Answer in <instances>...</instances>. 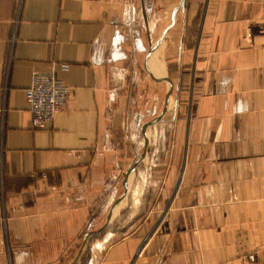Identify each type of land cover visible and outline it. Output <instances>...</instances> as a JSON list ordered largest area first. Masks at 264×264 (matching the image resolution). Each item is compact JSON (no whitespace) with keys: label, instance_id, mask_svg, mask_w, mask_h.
I'll use <instances>...</instances> for the list:
<instances>
[{"label":"crops","instance_id":"obj_1","mask_svg":"<svg viewBox=\"0 0 264 264\" xmlns=\"http://www.w3.org/2000/svg\"><path fill=\"white\" fill-rule=\"evenodd\" d=\"M0 264H264V0H0Z\"/></svg>","mask_w":264,"mask_h":264},{"label":"built area","instance_id":"obj_2","mask_svg":"<svg viewBox=\"0 0 264 264\" xmlns=\"http://www.w3.org/2000/svg\"><path fill=\"white\" fill-rule=\"evenodd\" d=\"M69 96V87L53 73H33L25 91L31 125L42 129L51 124L55 115L66 109ZM249 260L253 262L254 256L250 255Z\"/></svg>","mask_w":264,"mask_h":264},{"label":"water","instance_id":"obj_3","mask_svg":"<svg viewBox=\"0 0 264 264\" xmlns=\"http://www.w3.org/2000/svg\"><path fill=\"white\" fill-rule=\"evenodd\" d=\"M146 71H148L147 68H146Z\"/></svg>","mask_w":264,"mask_h":264}]
</instances>
